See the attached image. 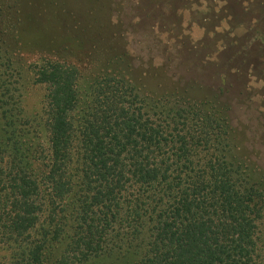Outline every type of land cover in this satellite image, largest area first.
I'll return each mask as SVG.
<instances>
[{"label":"trees","instance_id":"16d2710c","mask_svg":"<svg viewBox=\"0 0 264 264\" xmlns=\"http://www.w3.org/2000/svg\"><path fill=\"white\" fill-rule=\"evenodd\" d=\"M0 59V247L17 249L7 264L106 253L128 264H264V180L232 155L222 109L106 73L76 110V70L46 62L35 71L45 152L24 122L20 74L1 49Z\"/></svg>","mask_w":264,"mask_h":264},{"label":"rangeland","instance_id":"374dc122","mask_svg":"<svg viewBox=\"0 0 264 264\" xmlns=\"http://www.w3.org/2000/svg\"><path fill=\"white\" fill-rule=\"evenodd\" d=\"M0 49L20 74L24 122L45 152L35 71L57 62L77 72L76 110L106 73L151 96L210 101L227 115L232 155L264 180V0H0ZM15 252L1 246L0 262ZM74 264L128 262L106 253Z\"/></svg>","mask_w":264,"mask_h":264}]
</instances>
